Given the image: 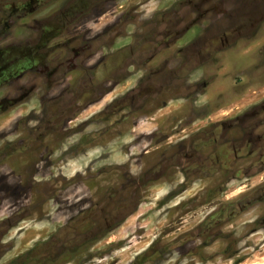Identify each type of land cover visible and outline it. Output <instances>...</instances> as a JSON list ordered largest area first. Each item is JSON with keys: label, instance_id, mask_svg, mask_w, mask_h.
Listing matches in <instances>:
<instances>
[{"label": "rangeland", "instance_id": "374dc122", "mask_svg": "<svg viewBox=\"0 0 264 264\" xmlns=\"http://www.w3.org/2000/svg\"><path fill=\"white\" fill-rule=\"evenodd\" d=\"M77 1L11 23L0 264H264V0Z\"/></svg>", "mask_w": 264, "mask_h": 264}, {"label": "flooded vegetation", "instance_id": "af4514ba", "mask_svg": "<svg viewBox=\"0 0 264 264\" xmlns=\"http://www.w3.org/2000/svg\"><path fill=\"white\" fill-rule=\"evenodd\" d=\"M47 1L48 0H19L20 4H17V2L9 0L4 3L5 6L3 9L7 13V22H0V85L8 83L10 86V82L16 78L15 75L17 74L15 73L19 72L20 69L24 70L28 68V66L34 64L37 56L36 58L35 55L33 57L32 53H37L36 50H40L46 42V40L45 42L43 40L37 45L36 43L30 44L29 41L26 40L27 37H20L19 41L15 40L16 37L10 28L12 25L11 23L14 22L16 18L21 17L23 14L33 11V8H36V12L42 11L47 7ZM53 1L58 2L57 8L53 13V16L55 17L54 20L55 22H61V19H59L61 13L63 12V10L60 9L61 0ZM83 3L87 5V0H83ZM79 4H81V1L78 3L77 0H67V5L65 6L64 11L68 14V17L73 15L72 12H75L77 5ZM34 22L39 21L35 19ZM49 28L54 27L50 26ZM54 31L51 33H53L55 36L60 33L58 30ZM20 44L22 46H20ZM16 51H23V53H21L18 58H13L11 54L15 53ZM19 130L21 131V129ZM17 140H20V138H17ZM36 143L37 142H35V144ZM18 145V149L22 150L26 148L24 147V143H22L21 140ZM3 236H6V232L0 233V261L10 251V246L7 244V242H5L7 240L2 238ZM44 243V241L34 243L31 248L23 250L17 256L13 257L12 259L10 258L9 261L13 262V264H64L73 260L74 257L76 258V255L68 254V251L65 249L67 247L64 248V250H66L64 252H67L64 255H46L43 253L45 248ZM73 252H76L75 248L73 249Z\"/></svg>", "mask_w": 264, "mask_h": 264}, {"label": "bare ground", "instance_id": "6f19581e", "mask_svg": "<svg viewBox=\"0 0 264 264\" xmlns=\"http://www.w3.org/2000/svg\"><path fill=\"white\" fill-rule=\"evenodd\" d=\"M247 264V263H246Z\"/></svg>", "mask_w": 264, "mask_h": 264}]
</instances>
